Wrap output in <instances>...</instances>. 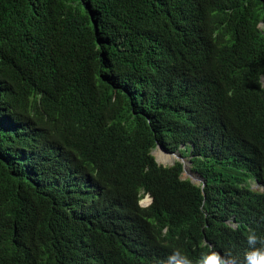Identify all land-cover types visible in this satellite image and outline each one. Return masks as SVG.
I'll list each match as a JSON object with an SVG mask.
<instances>
[{
	"label": "trees",
	"instance_id": "16d2710c",
	"mask_svg": "<svg viewBox=\"0 0 264 264\" xmlns=\"http://www.w3.org/2000/svg\"><path fill=\"white\" fill-rule=\"evenodd\" d=\"M262 75L264 0H0V264L242 257ZM156 141L186 143L203 192Z\"/></svg>",
	"mask_w": 264,
	"mask_h": 264
},
{
	"label": "clouds",
	"instance_id": "9594fccd",
	"mask_svg": "<svg viewBox=\"0 0 264 264\" xmlns=\"http://www.w3.org/2000/svg\"><path fill=\"white\" fill-rule=\"evenodd\" d=\"M264 75L260 77V82L264 86ZM228 129L231 133H236V127L230 126L227 122ZM263 132L255 131L251 136L250 140L253 144V148H260L263 143ZM157 147L159 152L162 151L166 154L174 155L175 158L172 164H168V162L162 161L159 157L152 153L153 149ZM186 147V143H180L178 147L174 150H169L162 144L155 142V146L151 150V154L154 157V160L161 164L162 166H172L175 163H180L182 170L180 171V178L187 179L190 184L199 186L201 191L203 192V187L206 184L207 179L201 175L198 171L193 169L192 166V155L188 152L184 154L181 152L182 149ZM174 151H177L179 155L172 154ZM159 161L161 163H159ZM185 171L186 176L188 178H182L181 173ZM262 172V163H257L254 167L245 169V173L243 176L237 181V184L241 185V187H247L249 190L253 192L262 193L264 190V185L260 181ZM141 197L138 200V204L141 207H147L150 205L152 201V197L148 193H141ZM144 199V202L141 200ZM205 214V213H204ZM235 227V224L233 223ZM264 216H261L255 221L254 230L249 229L247 235V245L248 248L244 252V255L237 256L233 255L231 252L221 255L218 251H216L211 245H207L205 243L204 247L208 250L201 253L199 257L193 258L192 256H187L184 253H177L175 250H171L161 257L152 259L143 264H264Z\"/></svg>",
	"mask_w": 264,
	"mask_h": 264
},
{
	"label": "rangeland",
	"instance_id": "374dc122",
	"mask_svg": "<svg viewBox=\"0 0 264 264\" xmlns=\"http://www.w3.org/2000/svg\"><path fill=\"white\" fill-rule=\"evenodd\" d=\"M263 83H264V81H263ZM152 153H153L155 156H156V153H157L159 159H164V160H166V161L168 160L166 157L162 156V155H164L163 152H161V151L159 152V150H158L157 147H155V148L153 149ZM160 154H161V155H160ZM162 157H163V158H162ZM172 162H173V161H170V162H168V164H172ZM159 163H161V162L159 161ZM181 177H182V178H188V176H186L185 171H182V173H181ZM141 202H144V199L141 200ZM143 204H145V202H144Z\"/></svg>",
	"mask_w": 264,
	"mask_h": 264
},
{
	"label": "bare ground",
	"instance_id": "6f19581e",
	"mask_svg": "<svg viewBox=\"0 0 264 264\" xmlns=\"http://www.w3.org/2000/svg\"><path fill=\"white\" fill-rule=\"evenodd\" d=\"M162 152V151H161ZM163 154L164 155H162V156H164V157H166L168 160L166 161V160H164V159H161L162 161H165V162H170V161H173L174 160V158H175V156L174 155H171V154H166V153H164L163 152ZM156 155L158 156V154L156 153ZM161 155V154H160ZM163 158V157H162Z\"/></svg>",
	"mask_w": 264,
	"mask_h": 264
},
{
	"label": "water",
	"instance_id": "95a60500",
	"mask_svg": "<svg viewBox=\"0 0 264 264\" xmlns=\"http://www.w3.org/2000/svg\"><path fill=\"white\" fill-rule=\"evenodd\" d=\"M172 154L179 155V154L177 153V151H174Z\"/></svg>",
	"mask_w": 264,
	"mask_h": 264
}]
</instances>
